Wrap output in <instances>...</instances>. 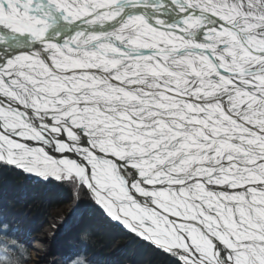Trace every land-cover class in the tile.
I'll use <instances>...</instances> for the list:
<instances>
[{
	"label": "snow or ice",
	"instance_id": "1",
	"mask_svg": "<svg viewBox=\"0 0 264 264\" xmlns=\"http://www.w3.org/2000/svg\"><path fill=\"white\" fill-rule=\"evenodd\" d=\"M0 165L169 264H264V0H0Z\"/></svg>",
	"mask_w": 264,
	"mask_h": 264
},
{
	"label": "rangeland",
	"instance_id": "2",
	"mask_svg": "<svg viewBox=\"0 0 264 264\" xmlns=\"http://www.w3.org/2000/svg\"><path fill=\"white\" fill-rule=\"evenodd\" d=\"M0 175L7 179V182L5 180L0 179V212L2 209V205L4 202L6 203L8 200L12 201L13 203L16 202L17 205L23 204V206H6L7 204H4L3 208L7 211V216H14V218H10L11 220H8L10 224H12L14 227L19 229L20 233L22 234L23 239L28 244L29 251L24 256V262L25 264H32L33 256H32V250L35 242L39 238L40 234L44 232V229L47 228V225L52 221L53 222V228L58 227L57 233L54 231V234L62 235L67 227L66 225L64 227H59V221L62 220V218L68 217V223L69 226L72 225L75 218L79 217L78 214L83 212L90 213H99L100 215L104 216L102 217V222L106 225L112 227V225H115V221H110V219L106 216V214L103 213V210L99 208L98 205H96L93 201L92 196L86 189H83L82 191L87 192V195L92 198V206L89 208V206H86V203H81V201L84 199L81 196L79 197V202L73 198L72 192L69 190V187L60 186L58 185V182L52 181L51 183L40 181L38 182V178L35 176H30L27 173H22L19 169H16L9 165H0ZM0 176V177H1ZM6 187L8 190H10V193H6ZM60 188L62 190H60ZM19 197V198H18ZM56 198V201L53 202L51 206H48L51 201V199ZM53 201V200H52ZM20 202V203H19ZM32 202L36 203L33 204L35 207H33ZM42 202L49 203L46 207L42 206ZM39 203V204H38ZM70 205H73V208H70ZM82 205V206H81ZM42 215L41 217L38 216L39 212ZM34 210V211H33ZM38 213V214H37ZM83 215V214H82ZM0 214V218H1ZM90 220L86 223H83V226L78 228V231L73 235L75 246L71 245V241L73 239L64 240L57 242V239H52L53 232L51 235L47 238L49 249L56 250L57 248L61 251H71L74 250V254H78L77 250L78 247H76L77 244V238H80L82 234L86 232L85 227L94 226L92 223L95 219H92V215H90ZM34 217V223L30 225H34V229H32V226H23L26 221L28 222L30 218ZM16 218V219H15ZM36 218V219H35ZM99 221L101 219L97 218ZM21 223V224H20ZM95 227V226H94ZM114 228V227H112ZM30 229V230H29ZM85 229V230H84ZM96 229L99 232V236H103L105 240L104 242L100 244L101 249H99V252L96 251V253L93 252H81L80 254L83 257H87L86 261L87 264H146V258L144 255L146 253V249H149L151 252L150 260L154 259L157 262H166L169 264L168 259L165 258L164 255L157 254L158 250H154L152 246H146V242L142 241L139 237L134 236L130 232H128L125 229H119L118 231V237H115L112 239V241L109 239V236L105 234V232L101 229L96 227ZM117 230V228H114ZM52 230H50L51 232ZM81 232H83L81 234ZM81 234V235H80ZM86 239V238H85ZM51 240V242H50ZM91 241H83V243L79 244L80 248H86V245L90 246L89 243ZM113 244H116L119 246V252L116 254L119 255L118 257H111L109 258V253L112 252ZM69 245V246H68ZM76 248V249H75ZM145 248V249H144ZM65 249V250H64ZM85 250V249H84ZM82 251V250H81ZM108 255V256H107ZM148 256V255H147ZM148 256V258H149ZM71 257H66L63 255L62 262L64 259V262L61 264H70L71 263ZM101 258V259H99ZM98 259V260H97ZM66 260V261H65ZM89 260V261H88ZM77 264H84L83 260H75ZM73 261V262H75Z\"/></svg>",
	"mask_w": 264,
	"mask_h": 264
},
{
	"label": "bare ground",
	"instance_id": "3",
	"mask_svg": "<svg viewBox=\"0 0 264 264\" xmlns=\"http://www.w3.org/2000/svg\"><path fill=\"white\" fill-rule=\"evenodd\" d=\"M0 179L1 180H5V182L8 183L7 179H5L4 177L1 176ZM6 193H10V190H8L7 187H6ZM14 203L16 204V202H14ZM19 206H23V204H19ZM71 208H73V205H70L69 209H71ZM78 215H79V217L75 218L73 223H72V225H70V226H69V223L67 222L68 220H66L64 218H62V220L59 221V225H58L59 227H64L65 225L67 227L66 231L62 235H59V236L57 234H54V231L57 233L58 227L57 228H53V222L52 221L47 225V228L44 229V232H42L40 234L39 238L37 239V241L35 242V244L33 246V250H32L33 261H32V264H61V263L64 262V259H63V262H62L63 255H65V258L74 255V250L66 252V251H61L58 248L55 251L52 250V249H49L48 242H47L49 239L47 240V238L53 232L52 239L55 238V240H56L57 237H58L57 242H60V241L62 242L64 240L73 239L74 238L73 235L76 233V231H78V228L83 226V223H85V222L87 223L90 220V218H91L90 215L93 216L91 220L95 219L92 222L94 224V226L98 227V228H101L105 232V234L109 236V239L111 241L115 237L119 236L118 235L119 234L118 233V231H119L118 229L116 230V229L106 225L102 221H99L92 213L89 214L88 212L87 213L83 212V213H80ZM38 216L41 217L42 215L38 214ZM103 218H105V217L103 216ZM50 230H52V231L50 232ZM88 235L92 236V238L95 239L96 242H97V243L93 242V244H95V245H93L94 249H95V250H93V253H96V251L99 252V249H101L100 244L103 243L104 241L103 240H99V239H101L100 236L95 235L93 233H90ZM50 242H51V240H50ZM97 248H98V250H97ZM119 250H120L119 246L116 245V244H113L112 252L109 253V258L118 257L119 255L116 256V254L119 252ZM146 250L147 251H146V253L144 255L145 257H147L146 258V264H168L166 262L163 263V262L160 261V263H159L156 260L154 261V259H156V258L150 260V256L149 255H151V252H150L149 249H146ZM147 255L149 256V258H148ZM99 259H101V258H99Z\"/></svg>",
	"mask_w": 264,
	"mask_h": 264
},
{
	"label": "trees",
	"instance_id": "4",
	"mask_svg": "<svg viewBox=\"0 0 264 264\" xmlns=\"http://www.w3.org/2000/svg\"><path fill=\"white\" fill-rule=\"evenodd\" d=\"M60 190H62V189L60 188ZM81 197L84 198V199L81 201V203L84 202V203L87 204L86 206H89V205L92 206V198H90V197L87 195V192L82 191ZM56 198H57V197H54V199H52L53 201L51 200V201L49 202L50 204H49V203L42 202V206L46 207L48 204H49L48 206H51V205L53 204V202L56 201ZM79 199H80V198H79ZM80 200H81V199H80ZM4 204H7L6 206H8V205H10V206H19V205L13 203V202L10 201V200H8L6 203L4 202ZM4 204L2 205V209H1L0 214L2 215V216H1L2 219H6V220L8 221V220H11L10 218H14V216H9V215L7 216V211H6V209L3 208ZM33 204L36 205V203L32 202V205H33ZM38 204H39V203H38ZM81 206H82V205H81ZM91 206H89V208H90ZM33 207H35V206L33 205ZM38 212H39V214H40L41 209H40V211L38 210ZM37 214H38V213H37ZM92 214H93L96 218L101 219V221L103 220V219H102V217H103L102 214H101V215H100L99 213H92ZM15 219H16V218H15ZM65 219L68 220V218H65ZM33 220H34V218H30L28 222L26 221V223L23 224V226L26 227V226L29 225V227L32 226V229H34V225H33V224L30 225V224L32 223ZM33 222H34V221H33ZM35 222H36V220H35ZM35 222H34V223H35ZM20 224H21V223H20ZM85 229H86V232H85L84 234H82L83 232H81L82 235L80 234V235H81L80 238H77L76 241H77V243L80 244V243H83V241H86V239H87V241H91V242L89 243L90 246L86 245V248H83V247L80 248V247H79V244H77L76 247H78V249H76V250H77L78 254H74V255H72L73 257H71V263H70V264H77V262H76L75 260L77 259L78 256H82V255L80 254L81 252H86V251L88 252V251H89V252L91 253V252H93V250H95V249H94V246H93V245H95V244H93V242H94V243H97V242H96L95 239L92 238V236H89L88 234L93 233V234L99 236V232H98V230L96 229V227L91 226V225H90L89 227H85ZM85 229H84V230H85ZM29 230H30V229H29ZM85 238H86V239H85ZM100 238H101V239H99V240H105L104 237L101 236V235H100ZM72 242H73V243H72ZM71 243H72L71 245H73V246H75V244H76V243H74V239H73V241H71ZM84 249H85V250H84ZM81 250H82V251H81ZM97 250H98V248H97ZM74 252H75V251H74ZM87 257H88V256H87ZM87 257H85V258H87ZM65 261H66V260H65ZM73 261H75V262H73ZM88 261H89V260H88Z\"/></svg>",
	"mask_w": 264,
	"mask_h": 264
}]
</instances>
